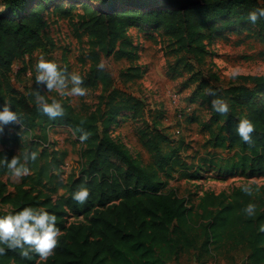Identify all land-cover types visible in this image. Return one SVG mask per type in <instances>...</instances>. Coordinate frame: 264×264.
Wrapping results in <instances>:
<instances>
[{
  "label": "trees",
  "instance_id": "obj_1",
  "mask_svg": "<svg viewBox=\"0 0 264 264\" xmlns=\"http://www.w3.org/2000/svg\"><path fill=\"white\" fill-rule=\"evenodd\" d=\"M32 1L1 0L5 9L0 10V109L9 103L19 114L20 123L5 125L0 133V159L6 156L11 160L24 152L38 155L35 161H28L31 171L18 177L20 182L13 184V192L8 189L10 183L0 180V202L11 207L9 211L0 208V216L26 206L44 208L57 216L60 234L56 247L46 260L37 254L28 259L21 256L18 249L6 248L0 255V264H182L180 256L189 252H193L197 263L206 264L211 260H235L234 253L239 249L247 252L245 264H264V230H261L264 225V189L250 188V195L240 188L231 194L207 192L202 196H181L177 189L168 186V180L176 172L180 176L192 175L189 173L191 166L180 152L184 149V140L176 142L157 131L155 159L147 165L133 160L108 130L121 111L139 113L144 103L140 98L115 88L111 73L98 67L101 51L110 55L114 49L117 59L130 62L138 59L137 47L128 31L137 23L169 31L177 37V43H184L191 52L197 53L198 50L187 42L201 28H210L212 34L228 29L229 25L252 24L247 20L248 13L264 7V0H215L216 3L207 5L164 0L177 8L178 14L184 11L186 16H191L188 31L181 29L175 11L153 10L142 14L144 7L160 0H92L109 5L106 11L88 9L94 17L87 24L93 28L90 45L98 67L96 80L101 79L104 88L111 90L104 102L105 108L100 106L98 113L93 115L77 111L63 99L51 98L43 84L36 83V78L31 85L28 82L23 91L10 80L16 60L31 56L47 44L46 20L41 10L27 12ZM125 5L129 7H123ZM104 16L108 17V22L104 21ZM226 17L232 20L226 21ZM217 21L222 22L221 26H214ZM253 25L264 29V19ZM129 70L135 74L139 71L138 67ZM122 76L127 77V74ZM244 80H253L256 86L250 88L246 83H240L219 89L208 81H204V85L215 90L217 96L226 99L229 105L249 99L242 112L254 125L251 140L245 142L239 137L235 131L239 122L232 119L231 112L220 115L214 111L208 128L215 136L216 144L238 148L233 155L237 159L236 167L257 174L264 172V106L253 101L252 97L264 89V77H244ZM36 90L49 103L53 99L59 100L64 115L50 119L43 114L35 101ZM209 98L213 99L210 95ZM215 124L218 132L214 131ZM11 126L15 130L7 131ZM56 126H67L78 137L83 134L79 129L89 133L88 140L84 141L86 147L81 151L82 158L89 163L67 180L60 168L65 153L42 147L37 139L26 148L21 140L26 133L33 138L37 127L42 130L41 136L47 137L45 131ZM14 146H18V151ZM0 175L12 177L4 165H0ZM81 187L89 190V197L83 204L72 199V194ZM249 202L257 205L253 217L243 212ZM85 208L92 212L87 221L70 220L73 212Z\"/></svg>",
  "mask_w": 264,
  "mask_h": 264
},
{
  "label": "rangeland",
  "instance_id": "obj_2",
  "mask_svg": "<svg viewBox=\"0 0 264 264\" xmlns=\"http://www.w3.org/2000/svg\"><path fill=\"white\" fill-rule=\"evenodd\" d=\"M188 1L195 5L216 3L215 0H181ZM4 9L0 0V10ZM88 9L106 11L109 5L92 0L32 1L27 12L41 10L46 20L44 32L48 38L43 48L13 63L9 77L19 90L23 91L28 82L29 85L33 83L37 75L36 65L44 58L56 63L58 68L66 69L67 73L79 74L83 80L82 86L87 90L85 96L68 95L72 86L69 83L65 94L61 95L57 90L48 91L46 84H43V89L47 90L51 98L63 99L77 111L89 115L98 113L100 106L101 109L105 108L104 102L108 100L111 90L104 88L101 79L96 80L98 67L90 45L93 28L87 24L94 14ZM176 9L160 0L144 7L141 12L175 11L181 29L188 31L191 16H186L184 11L178 14ZM103 19L109 21L107 16ZM225 20L232 18L226 17ZM221 24V21H217L214 26ZM128 31L137 47L138 59L134 62L117 59L114 49H111L110 55L101 51L100 63L114 77V87L140 98L144 108L139 113L121 111L109 127L110 136L141 165H147L155 159L157 131L176 142L184 140V149L180 152L191 166L189 173L192 175L180 176L176 172L168 180V186L177 189L181 196H202L207 192L231 194L245 185L254 190H263L264 172L252 174L251 171L236 167L237 159L233 155L238 148L216 144L215 136L208 128L214 111L208 94L209 87L204 85V81L219 89L240 83L254 88L256 83L253 80L246 81L244 77H264V29L253 24H234L210 34V28H201L187 42L191 48L198 50L197 53L191 52L184 43H177V37L162 28L137 23ZM130 67H138V74L129 70ZM123 73L127 77H123ZM248 100L241 99L230 104L229 112L235 122L245 119L242 110ZM252 100L264 106V89L255 93ZM216 125L213 128L218 132ZM14 130L13 126L7 128V131ZM47 132V137H42L40 131L35 132L33 138L27 133L23 134L22 144L29 148L30 143L37 139L36 142L42 147L65 153L60 166L65 180L78 173L82 166L88 165L89 162L81 156L86 145L69 127H49ZM14 150L18 151V146H14ZM112 159L119 162L115 157ZM0 180L10 183L8 189L11 192L15 189L13 184L20 182V178L8 175H0ZM0 208L4 211L11 209L9 204L1 202ZM91 215L92 212L85 208L73 212L70 220L85 222ZM234 255L235 260L227 262L220 259L214 264H235L237 259L240 264H245L246 251L239 249ZM179 261L193 264V252L181 255Z\"/></svg>",
  "mask_w": 264,
  "mask_h": 264
},
{
  "label": "clouds",
  "instance_id": "obj_3",
  "mask_svg": "<svg viewBox=\"0 0 264 264\" xmlns=\"http://www.w3.org/2000/svg\"><path fill=\"white\" fill-rule=\"evenodd\" d=\"M264 19V7L252 9L247 16V20L256 24L259 20ZM104 64L100 63L99 68L103 69ZM36 83L46 84L48 91L57 90L61 95L65 94L69 83L72 85L67 94L71 96H85L87 90L82 86V77L77 73H67L66 69L58 68L57 64L51 61H46L41 58L36 65ZM208 94L213 97L211 101L212 110L220 115L229 113L230 105L228 101L217 96L215 90H208ZM35 101L38 109L48 116L50 119H55L64 115V107L62 103L53 99L49 103L44 95L39 90L35 92ZM12 123H20V116L16 111L12 110L9 103H5L0 109V133H3L4 126ZM83 134L79 139L81 142L87 141L89 133L79 129ZM235 131L239 137L249 142L251 134L254 131V125L251 120L241 119L236 125ZM38 153L24 152L14 156L8 160L6 156L0 159V165H4L10 171L13 177H23L30 173L28 161H35ZM246 194H251V189L245 185L241 189ZM89 197V190L86 187H81L72 194V199L83 204ZM257 205L249 202L244 207L243 212L248 217L256 215ZM261 230H264V225H261ZM60 229L57 227V216L45 210L44 208H36L26 206L22 209L8 215L0 216V255H3L7 249L19 250L21 256L32 259V254H37L41 259H47L58 243ZM6 246V247H5Z\"/></svg>",
  "mask_w": 264,
  "mask_h": 264
},
{
  "label": "crops",
  "instance_id": "obj_4",
  "mask_svg": "<svg viewBox=\"0 0 264 264\" xmlns=\"http://www.w3.org/2000/svg\"><path fill=\"white\" fill-rule=\"evenodd\" d=\"M37 131H40V133L42 132V130H41L40 127H37V128H36L35 132H37ZM45 132H47V131H45ZM47 133H48V132H47ZM193 264H199V263H197V261H196L194 255H193ZM206 264H214V261L211 260V261H209V262L206 263ZM235 264H240V262L238 261V259L236 260V263H235Z\"/></svg>",
  "mask_w": 264,
  "mask_h": 264
},
{
  "label": "built area",
  "instance_id": "obj_5",
  "mask_svg": "<svg viewBox=\"0 0 264 264\" xmlns=\"http://www.w3.org/2000/svg\"><path fill=\"white\" fill-rule=\"evenodd\" d=\"M174 98H176V96H174Z\"/></svg>",
  "mask_w": 264,
  "mask_h": 264
}]
</instances>
